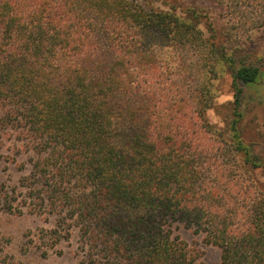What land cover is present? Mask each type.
<instances>
[{"label": "trees", "instance_id": "16d2710c", "mask_svg": "<svg viewBox=\"0 0 264 264\" xmlns=\"http://www.w3.org/2000/svg\"><path fill=\"white\" fill-rule=\"evenodd\" d=\"M224 8L242 33L264 27V0ZM202 17L153 0H0V151L29 166L6 201L24 189L89 264H206L182 229L219 264H264V156L243 138L263 64ZM224 73L226 139L207 118Z\"/></svg>", "mask_w": 264, "mask_h": 264}, {"label": "rangeland", "instance_id": "374dc122", "mask_svg": "<svg viewBox=\"0 0 264 264\" xmlns=\"http://www.w3.org/2000/svg\"><path fill=\"white\" fill-rule=\"evenodd\" d=\"M153 1L163 8L173 3L180 10L191 7L200 9L203 14L200 27L206 36L215 34L220 40L227 37L231 46L247 44L250 57L262 62L264 69V27L242 33L224 8L226 0ZM231 81L229 73L214 80L215 98L207 111V118L215 129L213 138H227V119L233 100ZM260 83L249 88L252 101L246 105L243 138L264 156V76ZM0 152L4 154L0 153V264H89L79 233L74 230L68 235L65 232L67 226H58V231L53 232L57 228L53 214L43 206L33 205L30 199L24 197V189L16 187L20 190L18 197L11 204L6 201L12 195L9 188L16 186L20 177L29 169L28 165L26 170L21 169L22 162H27L28 157L21 154L15 160L8 148ZM255 174L264 182L259 169L255 170ZM181 236L190 245L199 240L198 245L205 252L206 264H219L217 247L203 243L188 229H182Z\"/></svg>", "mask_w": 264, "mask_h": 264}]
</instances>
